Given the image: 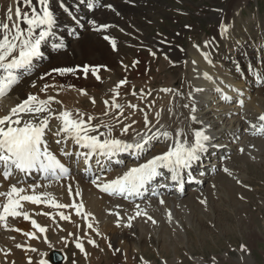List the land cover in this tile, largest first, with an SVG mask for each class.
Masks as SVG:
<instances>
[{"label": "bare ground", "instance_id": "1", "mask_svg": "<svg viewBox=\"0 0 264 264\" xmlns=\"http://www.w3.org/2000/svg\"><path fill=\"white\" fill-rule=\"evenodd\" d=\"M58 2H61V4L66 6L70 5V9L76 14H78V16L82 17V24H83L82 28H80L77 19H70L69 16H65V14L60 8L56 7L55 3ZM93 2L96 3L95 0H93ZM35 4H36V0H33V6H35ZM17 8H21L23 10L18 0H0V21H3L4 23H8L10 25L12 23L17 22V17L15 15V10ZM9 9L12 10L11 21L7 19V16L9 14ZM95 9L96 8L94 7L90 11L88 10L87 0H85V3H79V0H51V11H53V14H55L56 20H58L60 15L63 17L62 18L63 20L57 23V25L53 29L54 36L51 37L48 43L42 47V53L44 55V58L38 62L39 68L35 69L33 73L27 78L24 77L21 83L13 90L12 93L9 94L8 98L4 99L3 102L0 103V117L8 115L11 107H14L19 102L20 99L26 98L27 95L31 93L37 95L42 100L47 99L48 97H53L54 100L60 101L61 102L60 104L52 103L51 105V107L56 112H59L61 110H69L73 114L76 112H80V113L89 112V115L93 117L94 115H98V119L97 120L94 119L92 121L93 125H98L101 120L109 124L115 121L117 126L112 128V135L114 137L126 141H131L132 136L135 132L144 133L148 131L144 126L145 116H147L150 122L149 127L155 124V127L152 128V131H156L157 129H160L161 125L164 126V129L170 132L174 131L177 128H183L185 129V131H187L189 126H191L193 130H203L204 128H206L207 129L206 134L212 137L211 143L206 144V147L210 152L213 153L218 152L217 155L208 162V166L210 167L209 169L218 166L214 169L211 175H213V173L219 168L222 169L223 171L224 169H228V171H230L231 173L229 177L231 179H234L236 172L234 171L231 172L232 170L227 165L228 161L227 160L225 161L227 155L222 159L220 156H224L227 151H232L236 148H239L237 151V156L240 159L238 161L243 164V159L245 156L243 155V152L248 151L249 146H251L250 142H248L244 137H248L249 135H251V132L253 131L251 125L253 124L259 125L261 123H264V121H260L258 119V117L260 116L259 114H261L263 110L261 104L262 98L258 96L249 98L247 92L243 91L242 89V88H246L247 90L248 88L246 86H243V80H242L243 78L241 77V80L238 79L235 80V77L236 76L238 77V73L235 74L234 73L235 71H233L231 67L229 68V65L227 66L225 64L224 59L226 56L223 53L215 62L212 60L213 58H211L208 52L203 53L201 52V50L197 48L182 49L181 50L182 57L184 58V64L186 65L187 70L182 71L181 75H184V72H187V78H188V86L186 88L183 86L186 89V95L182 97V95L178 93H174L173 86L176 85L174 83L175 80L173 81L171 77H168L164 82L166 86L165 89L163 90L160 89V92H158V94L154 96L150 94L149 97L152 98L149 99L147 102L143 100L144 96H140L138 94L137 99L139 100L141 98V100L144 101L147 115L140 112V108L137 109L127 108L126 102L125 105L123 104V102H120L119 105H121L123 108V115H119L118 117H119V121H122V123L116 121V119H113L112 117H115V115H117L115 112L118 113L119 109L111 110V108L104 105L105 100L98 101L97 99H93L96 93L101 94V99H103V97L106 96L108 97L109 95H110L109 97L111 98L112 93L114 94L115 91L121 93L120 94L121 97L126 96L127 95L126 93H129V92L122 93L121 91L124 88L121 87L117 88L116 87L117 82L116 83L112 82L113 80L112 76L109 75L110 76V78L108 79V81H110L109 87H107L106 90L99 91L98 89L100 85L94 83L93 81L86 82L85 80L87 78L82 77L83 75L73 78L72 75L58 76L52 70L56 68L71 67L68 64L73 63V61L78 62L80 59L76 60L75 58L79 54L83 53L84 55L86 54L85 56L87 55L91 56V60L92 61L94 60L93 63L103 64L104 68H108V67L112 68L113 72L117 74V77L120 80L122 76L127 77V75H129V78L132 77L133 80L130 83V85L132 86L137 84L140 85L143 82H146L147 79H149V77H146L143 80L138 79L139 76L143 75L140 72H138V69L145 63V58H143L141 55H136L137 59L136 61H134L133 56L132 57L125 56L123 60L124 68L122 67L119 68L115 62V54L112 53V51L110 50V48H108L106 43L103 42L104 40L101 38L102 35L100 34L101 35L100 36L93 33H89L87 26V23L89 21L98 22L100 20H105V17L103 16L98 17L96 15ZM23 12L30 13L29 10L27 11L23 10ZM100 13L109 17V15L105 12L101 11ZM109 18L112 19V17ZM125 18H129V17L125 15ZM20 23L22 28L26 27L22 23V21ZM136 23L137 24L135 25L141 26L139 22ZM65 27H67L66 28L67 33L62 32V30ZM71 28H74V32H73L74 35L76 33L79 34L78 36L79 40L76 42L73 41L68 43L66 40L67 37H69L68 35L70 34L68 30ZM52 40H53L52 45L56 43H63L65 48L61 50H56L52 47L51 50L50 41ZM73 40H75L74 36H73ZM244 41H246V34L241 36L239 43L241 42L243 43ZM211 49L213 48L211 47ZM164 52L168 54L167 55L168 57L170 55V58L172 59L180 57V52L174 50L173 48H168V46L167 49L164 48ZM205 56H207V59H205ZM246 56L248 60H251V62L250 63L248 62L246 66H250L251 64H253V67L257 70L256 72L258 79H261V74H259L262 64L261 58L250 52H248ZM167 58H162L160 60L161 66L167 65L166 64L167 61L171 63V60ZM244 59H246V57ZM244 59L241 62L240 59H238L236 60V63L241 65L244 63ZM222 60H224V67L217 68L218 64H220ZM210 61L214 65V67H211L209 65ZM132 62H134V67H131L130 65V63ZM246 68L245 70H247ZM144 69H146V67H144L143 70ZM219 69H228L230 72L226 70L220 73V71H217ZM49 72H53V74L51 76H47L46 79L44 80L39 79V76ZM244 72L246 74V71ZM206 75L208 77H211V79L210 80L205 79ZM100 78L103 79L101 75ZM91 79L95 80L94 78ZM123 79H127V78H123ZM245 79H251V78H248V74H246ZM33 81L35 82L36 85H40V88L31 87ZM89 83H91L95 88H98L97 90L95 88H93L94 90H90V93H92V96L90 97L87 94L82 95L80 91L82 86L87 87V84ZM251 83H255V81L253 80V82H250V84ZM46 84L51 85L52 87H49L46 92H41L40 89ZM171 86L172 88H169ZM217 88L220 89L219 92L216 91ZM197 89H203V90L197 91ZM83 92L85 91L83 90ZM190 96L192 98L191 101L188 100ZM223 97H229L230 99L225 100ZM85 98L90 100L92 105L88 103L87 107H83L81 103L84 101ZM93 100L95 101V103L92 102ZM233 100L236 102V104H233ZM128 102H132L135 104V102L137 101L129 100ZM109 104H111V102ZM186 104L188 105L187 108L184 107V105ZM193 105L195 106L196 111L190 112V109L193 107ZM106 111L108 112V115L104 114ZM157 113H159V117L156 116ZM190 116H195L197 120L202 121L203 124L202 125L192 124L189 119ZM25 118L27 119V117ZM157 119H159V124L156 123ZM128 124L133 125L132 128L129 129V134L127 136H120V129H122L124 126ZM56 125H57V121L52 120L50 122V126L54 130L56 128ZM100 131L105 132L107 131V129L101 128ZM96 134L98 133H93V135ZM148 134L151 135L150 132H148ZM46 139L49 144V150L60 156L61 162L64 164L65 167H67L69 170L72 169V171L75 172L68 174L65 180H60L58 182L50 179L45 180L42 177H38L35 175L32 177V180L34 181H26L23 183H17V178H10L8 181H5L2 179V177H0V192H6L12 184H16L17 187H24L27 189L29 184L39 183L42 185V187L36 189L37 194H41V195L48 194L56 201H59L60 203L65 205L83 204L84 211L81 215L78 216L76 215V210L74 208L67 207L64 210V212L65 215L68 216L70 219L68 220V222H63L57 219L52 211L48 217L38 215V213L40 212L37 206L29 205L22 202L23 207L22 209H20V211L27 213L29 217L33 220H42L43 223L45 224V228L47 229V231L45 232L47 237L46 236L42 237V235H40L38 239H29V237L24 234L27 233L25 227L28 226V224L27 221L23 219V216L17 218L9 217L7 221L4 222L6 223V227L0 226V264H8L7 260L4 261V258L6 259L8 254H12L13 257L15 255L16 262L22 263L23 262L22 256L24 255L28 256L36 253V255H38L37 258L40 259L42 258L41 253H50L52 251V247H54L57 251L63 250L62 248H59L60 244L62 243L60 241V237L64 236V234H67L68 232H72L73 226H76L75 229L77 231L78 224H80V227L83 228V233H85L87 237V243L83 244V247H87L89 245L88 241L92 240L95 242L96 245L95 250H96L99 246L96 243L94 236L95 234H97L98 236L101 237L102 243L108 242V244L111 245V247L116 251L117 249L115 247H117V245L119 246V244L122 243L125 244L124 242L127 243L126 239L123 240L121 239L122 236L123 238L127 236L128 237L127 239L131 241L132 246H135L132 247V249L139 248L141 249V253H142L143 252L142 247H145L146 239L148 240L153 238L155 240L156 239L159 240V237H157L156 235L157 231L156 230L154 231L153 236L149 235L147 232V227L144 225V223L145 224L152 223L151 221L154 220L153 216L155 212L160 211L163 213V206L165 204H167L168 205L167 207H170L172 210L174 208H180L181 211L185 212L184 216H185V220L187 221L186 224H188V226H190L189 222L193 221L194 223V220H196L194 226L196 225V228L199 227L198 224L199 222L197 221L199 219L198 215H202L204 212L200 207V205L197 204L195 200L205 201L206 196L208 198L207 192H204V190L202 189L204 187V182L208 180L207 176H204L203 174L199 173L200 170L205 172L206 171L204 169L205 167L201 168L200 166L199 168L197 167L193 169L194 170L193 174H196V176L202 180V186H199L197 188L198 191L193 195L189 192L191 190H189L188 193L186 194L187 195L186 198L185 197L182 198V193L185 192V190L180 191L179 190L180 183H177V185L175 186L176 193H169V192L165 193V191L163 190L160 191L158 194L150 197L146 196L142 199L135 198L133 199L132 202L122 201L121 199L108 196L106 193L99 192V190L96 189V187L99 188L98 187L99 184L106 183L122 175L123 174V172H121L123 170L122 165L110 164L109 166L111 168H115L111 172H97L95 174V177L89 176L88 174H86L87 167L85 166L82 160L80 161L79 167L75 168V166L72 164L73 160L70 159L71 156L64 157L60 155L61 148H64L66 152L75 153V151L77 150L76 145H74L71 141H68L66 144L58 145L55 143V138L52 137L51 135H48ZM169 143L171 142L170 141L155 142L154 147L152 146L153 145L152 144L150 146L151 147L150 151L145 154V160L148 159L149 157H152L156 153H162L166 151L168 149ZM241 149H243V152L240 151ZM93 162L95 163V158H93ZM96 167H98V165H96ZM16 175L17 177L20 178L19 174ZM97 177L100 178L98 179V184L93 185L91 181L92 179H95ZM159 180L163 182L164 179L160 178ZM66 182H68V186H66ZM225 182L227 185H230L229 183L231 184L233 183L231 180L228 179H226ZM218 185L220 184L217 181V178L216 180H213L212 184L210 185L211 190L214 194H218V188H219ZM69 188L72 189L71 195L68 192ZM77 192L80 193L79 197L76 196ZM142 193H145V191L142 190ZM26 194H32V193L29 190ZM213 199L215 198L210 199L207 205H212ZM161 200L164 201L163 204L160 203ZM0 202H3L2 197H0ZM137 204L140 206L139 209L136 207ZM241 207H244V205L239 206V208ZM29 208H34V210L33 211L29 210ZM187 208L191 209L190 214L188 216H186L187 215L186 213H188ZM140 209H143L147 214H149L151 220H146L145 217L142 216L144 219L141 220L140 222H136L135 221L136 218L139 217L136 216V212L140 211ZM213 209H214V205L210 206V211ZM211 213H213V211H211ZM84 216H87L86 221L84 219ZM112 217H116L117 220L109 219ZM173 218L169 215L164 214L163 220L166 223L165 225L173 230L178 231L181 235L182 242L186 243L185 237L187 235L186 234L187 230L182 225V223L175 221ZM107 222L115 224V231L107 238L104 237L105 238L104 239L100 235V233L103 232L102 229L103 224ZM129 222H131L132 227L125 226ZM87 223L92 224L95 231L89 229ZM117 225H119V227ZM156 225L158 226L159 230L165 228V226L161 225V223H158V221H156ZM11 229H18L19 231H13ZM65 229H67V233ZM250 229L251 232H257L255 227H253V225L250 226ZM50 232L56 234L55 237H53L52 239L51 237L53 234L49 235ZM135 234H136V240H133V236H135ZM253 235L254 234H251V236ZM46 238L48 239V241ZM45 239L47 241L46 243H45ZM165 240H169L168 235H165ZM17 245L20 246L29 245L30 249L36 248L37 251L36 252H32L30 250L23 251L19 249L20 247H17ZM168 245L162 243V247H166L167 249L173 247L171 244ZM84 255L88 256L87 257L88 259L92 257L91 254L90 255L84 254ZM49 256L45 258L49 259ZM95 256L96 255L94 251V257ZM24 259H26V257H24ZM142 260L147 261L146 258L144 259V256ZM195 261L198 262L197 264L205 263V262L203 263V261L200 260L199 258H195ZM235 261L240 263L242 261L243 264H253V259L251 255L245 254L243 251L239 249H238V257L235 258ZM165 263L170 264L169 261ZM172 263H174L173 260Z\"/></svg>", "mask_w": 264, "mask_h": 264}, {"label": "rangeland", "instance_id": "2", "mask_svg": "<svg viewBox=\"0 0 264 264\" xmlns=\"http://www.w3.org/2000/svg\"><path fill=\"white\" fill-rule=\"evenodd\" d=\"M112 1H118L117 4H113L111 5V8H109L115 13V15H118V17L113 18L110 14H108L109 17H112V19L109 17L108 18L110 21H117L122 25L131 26L133 33L132 35L126 36V40L132 43L138 42V54H144L145 52L143 50L149 48L155 51V56L152 57L141 55L143 58H145V63L138 69V72L143 74L142 76H139L138 79L143 80L146 77H149V79H147L146 82H143L141 86H138L139 84L135 85L138 87H135L134 91H131H139L140 88H142L143 91H141L144 92L142 93L143 95H141V91H139L138 94L140 96H144L143 100L145 101L147 99V93L149 96L150 94L154 96L160 92V89L163 90V87H166L164 82L168 77H171L173 81L175 80L174 83L176 85L179 84L180 87L184 86L186 88L187 78L185 76H181V72L187 70L183 60H178L168 67L167 65L161 66L160 64V60L162 58L168 57L166 55V57L162 56L159 58V56L162 55L161 48L167 49L168 45V48L174 47V50L180 52V57L175 59L183 58L181 48H197L203 53L208 52L211 58H213V61L218 60V57H220V55L223 53L226 56L224 59L225 64L227 66L228 64H231V68L233 71H235V74L238 73L236 72L237 66L242 67V70L246 71L244 69L246 65H237L236 60L245 58L244 56H246L248 52L255 54L256 56H260L264 60V0ZM18 2L24 11H30V9H27L25 4L22 3L23 0H18ZM108 3H110V1H108ZM125 15L129 18H125ZM258 19L261 21L262 26L261 24H258ZM136 22H139L141 26L136 25V28L133 27L135 24H137ZM221 24H224L229 28L230 35L226 39L223 38L220 32ZM116 26L120 25L111 24L108 29H111L112 31L115 30V33L122 35V30H124L125 27L121 26V30H117ZM107 33L110 32L107 31ZM209 33L211 34V37L209 36ZM110 34H113V32ZM244 34H246V41L239 43L241 36ZM204 35L207 37L209 36L210 38L205 39ZM68 36L70 39H72L70 42H76L79 40L75 38V40H73L74 33L71 34V36L70 34ZM198 39L203 41L198 44L195 42ZM219 39H222L223 43L221 40L218 41ZM210 41L211 43H209ZM190 44L194 45L190 46ZM218 44H221L223 47L220 48ZM175 46L181 48L177 49ZM134 47L135 46H132L130 50L125 51L124 46H121L119 53L122 51V56L124 57L130 56V54L136 55L137 51L133 49ZM211 47L213 49H211ZM64 48L65 47H63V49ZM114 54L116 62L117 56L116 53ZM85 55L81 53L78 55L80 58L77 56L75 59L81 60L83 57H88V62H94V60H90L91 56ZM224 60L218 64L217 68L224 67ZM248 62L250 63L251 60H248L246 57V59H244V63L247 64ZM167 63L168 62H166V64ZM209 65L214 67L211 61ZM144 67H146V69L143 70ZM226 70L228 69H219L217 71L222 73ZM248 71H250V69ZM259 74L264 76V62ZM110 76L113 77V83L115 80V83L120 80L118 79L117 74L114 72ZM82 77L85 76L83 75ZM123 78H127L126 80H128L129 84L133 80L132 77L129 78V75H127V77L122 76L121 79ZM248 78H253L254 81L258 80L257 77H253V74H249ZM237 79L241 80L240 77L236 76L235 80ZM261 80L263 83L260 87L256 86L253 88L251 85L252 83L248 85L246 80H243V86L248 85L246 87H248L247 92L250 94V98L255 96L262 98L261 104L263 110L259 115H264V79ZM36 88H40V85H36ZM100 88H102V90L98 88L95 89L103 91L105 86L102 85ZM121 92L123 93L127 91L122 89ZM88 96H92V93H90ZM109 96L103 97V99H101V94L96 93L93 99H97L98 101H108V98H110ZM151 98L149 97L148 100ZM83 102L81 103L83 107H87L88 103L92 105L90 100L86 98ZM111 104H109L107 107L113 110ZM119 112H115L117 115L112 118L116 119V116L118 117L120 115ZM250 137L252 139L253 137L256 138L252 140ZM244 138L250 142L251 146H249L248 151L243 152V155H245L243 164L238 161L240 159L237 156L238 149H235L230 153V160L232 161L230 162L229 167L232 170L231 172H236L235 178L231 179L219 168V171L216 172L217 181L220 184L218 185V194H214L211 190L210 185L212 184V181L214 180L213 179L212 181H209L210 185H204L205 187L202 188L204 192H207L208 194V198L206 196V200L204 201L205 203H201V201L193 199L197 204L200 205L204 212L202 215H198V228H196V225L194 226L196 220H194V223L190 220V226L186 224L187 221L185 220L184 216L185 212L181 211L180 208H174L172 210L170 207H167V204H165L163 206V213L156 211V215L154 214L153 216L154 220L158 221V223H161V225H164L165 228L159 230L156 223H144V225L147 227V232L149 235L153 236L154 231H157L156 235L159 237V240H155L151 237V239H146V245L145 247H142V253L141 249L139 248L132 249V247L135 246H132L131 241L127 239V236L124 238L122 236L121 238L122 240L126 239L127 243L124 242L125 244L122 243L115 247L116 249L119 248V251H115V249L112 247L110 248L108 242L102 243L100 236H94L99 247L96 250L95 247L90 244L87 247H84V254L92 255V257L89 259L87 257L84 258V256H81V254L79 255L78 252L72 250L77 242H81L82 244L87 243L86 234H83V228L81 227L82 231L81 229L79 232L73 231L71 235L68 234L70 237H66L68 242L67 249L65 250L67 259L63 264H75V261H79L77 264H162V260L163 264H166L165 262L167 261H169L170 264H197L198 262L195 261V258H199L203 261V263L205 262L204 264H243L242 261L241 263L235 261V258L238 257V249L241 250V246L247 249V251H243L245 254L251 255L253 264H264V136L249 135L248 137ZM152 146H155V142ZM228 152L229 151H227L225 155L221 157V159L224 158ZM216 167L209 169L210 171H208V173L212 174ZM206 176L208 177V175ZM224 179L231 180L233 183H229L230 185H227ZM186 197L187 195L185 198ZM212 198H215L212 200L214 209L211 211H213V213L210 211V206L212 205H207L208 201ZM241 205H244V207L239 208ZM190 211L191 209L187 208L188 213H186V216L190 214ZM164 214L169 215L172 218L174 217L173 219L175 221L182 223V225L187 230V235L185 237L186 243L182 242L181 235L178 231L173 230L165 225L166 223L163 220ZM142 216L143 215L137 217L135 221L140 222L143 220L144 216ZM109 219L117 220L116 217ZM145 219L149 220L147 218ZM251 225L255 227L257 232H251ZM73 228H76V226H73ZM102 229L103 232L100 233V235L103 238H107L109 235L114 233L115 224L107 222L103 224ZM25 230L27 233H29L28 226L25 227ZM65 231L67 233V229H65ZM50 234L53 233L50 232ZM251 234L254 235L251 236ZM165 235H168L169 240H165ZM133 240H136V234L133 236ZM162 243L165 245L171 244L173 247L167 249L166 247H162ZM59 248L63 249V243L60 244ZM19 249L23 251L30 250L22 247ZM94 251L96 255L95 257ZM143 256L144 259H147V261L142 260ZM37 257L38 255L35 257H30L32 258L31 264H36L35 258ZM172 260L174 263H172ZM11 264L24 263H17L14 255V260Z\"/></svg>", "mask_w": 264, "mask_h": 264}, {"label": "snow or ice", "instance_id": "3", "mask_svg": "<svg viewBox=\"0 0 264 264\" xmlns=\"http://www.w3.org/2000/svg\"><path fill=\"white\" fill-rule=\"evenodd\" d=\"M23 2L29 7L30 13L23 12L21 8H17L15 10L17 22L10 25L0 21V99L7 98L24 77L30 76L33 73L38 66V62L44 58L42 47L54 36L53 29L56 25V19L53 11H51V0H36L35 6H33V0H23ZM79 3H85V0H79ZM101 6L98 2L94 3L93 0H87L89 10ZM61 7H64V5H61ZM107 7L111 8V5H107ZM11 13L12 10L9 9L7 16L9 21L12 20ZM21 21L26 27H21ZM89 24L97 32L106 31L110 27L108 25L97 26L94 21H89ZM220 32L225 39L230 35L229 28L224 24H221ZM103 39L110 43L113 51L116 50V42L114 40H111L107 35ZM52 47L56 50H61L64 45L63 43H56ZM205 59H207V56H205ZM77 70L84 74L85 78H87L88 73H91L97 80L100 79L98 75L101 71L100 66L85 65L80 69H53V72L58 76H65L74 75ZM53 72L45 73L39 76V79L44 80L47 76H51ZM205 79L210 80L211 77L206 75ZM125 83H127L126 80L121 81L117 88L122 87ZM31 87H36L34 81ZM49 87L52 86L46 84L40 91L46 92ZM202 90L197 89V91ZM80 91L82 95L86 94L83 90ZM216 91L219 92L220 89L217 88ZM114 94L118 95V92ZM223 98L225 100L230 99L229 97ZM92 102L95 103L94 100ZM52 103L60 104L61 102L54 100L53 97L42 100L37 95L29 93L26 98L20 99L14 107L10 108L8 115L0 117V177L3 180L8 181L10 178H17V183H23V179L17 177L16 174L25 176L31 173H39L45 180L51 179L55 181L66 178L69 169L49 150V144L46 139L48 135L54 137L55 143L58 145L71 141L79 149L85 150L72 153L66 152L64 148H61V156L68 157L74 155L76 162L82 160L85 165H88L89 161L95 158V163L100 166L99 171L101 172L111 171L110 164L122 165L124 161L117 159V157L128 155L134 161H139L150 151V146L154 142L170 141L168 150L163 154L147 159L145 163H139L138 166L129 168L116 179L98 185L100 192L106 193L111 197H122L127 200L130 197L142 196V190H148V186L158 177L180 182L182 170L190 168L196 160L200 159L199 154L208 151L206 144H210L212 140V137L206 134V128L203 130H193L189 126L187 131L183 128H177L170 132L161 125L160 129L152 131L155 124L149 127L150 122L147 116H145L144 126L148 131L144 133L135 132L131 141H126L112 135V128L117 126L115 121L109 124L101 120L98 125H93L92 121L97 118L89 115L87 121H85L84 114L80 112H76L75 116L69 110L56 112L51 107ZM105 104L107 106L108 102L105 101ZM111 107L119 109L120 115H123L121 105L113 101ZM128 107L135 108L133 105H128ZM184 107L187 108L188 105L186 104ZM141 111L143 110L141 109ZM195 111L196 108L193 105L190 112ZM104 114L108 115V112L106 111ZM156 116L159 117V113ZM189 119L192 124H203L195 116H190ZM258 119L264 121V115H260ZM52 120L57 121L55 130L50 126ZM116 121H119V117H116ZM119 122L122 123V121ZM156 123L159 124V119L156 120ZM132 126V124H128L120 129V136H127ZM251 127L253 129L251 132L252 136H264V123L259 125L253 124ZM101 128L107 129V131L101 132ZM93 133L98 134L93 135ZM240 151L243 152V149ZM224 171L228 175H231L228 169H224ZM166 173H170L171 175L168 176ZM86 174H92V167L90 165L87 168ZM98 179L100 178L92 179L91 183L97 185ZM40 187L42 185L39 183L29 184L27 189L12 184L6 192H0V197L3 198V202H0V226L6 227V223L4 222L9 217L17 218L23 216L24 220H29V215L20 211L23 207L22 202H28L37 206L45 203L47 207L57 209L72 207L76 210V215L79 216L83 213V204L65 205L57 203L48 194H37L36 189ZM159 187L165 188L167 185L160 183ZM29 190L32 194H26ZM151 191L153 195L157 194L155 186L151 187ZM68 192L71 195L72 189L69 188ZM79 195L80 193L77 192L76 196L79 197ZM160 203L163 204L164 201L161 200ZM201 203L205 202L201 201ZM136 207L140 208L138 204ZM38 215L47 214L38 213ZM58 215L61 220L70 219L63 213H58ZM141 215L146 216L147 213L143 209H140V211L136 212V216ZM84 219L86 221L87 216H84ZM148 219L151 220V217H148ZM152 223L154 224L156 221L152 220ZM31 226L41 234L47 231L46 228L41 227L34 220L31 221ZM87 226L89 229L95 231L92 224H88ZM117 226L119 227V225ZM125 226L132 227L131 222ZM11 230L19 231L18 229ZM24 234L29 239H37L31 232ZM88 243L96 247L94 241L89 240ZM17 247H20V245H17ZM75 247L84 252L81 242H77ZM241 250L247 251L243 246H241ZM30 251L36 252L37 249L32 248ZM116 251H119V249ZM49 255L50 259L42 258L39 264H62V261L66 259L54 247H52L50 253H41L42 257H48ZM29 264H31V261H29Z\"/></svg>", "mask_w": 264, "mask_h": 264}]
</instances>
